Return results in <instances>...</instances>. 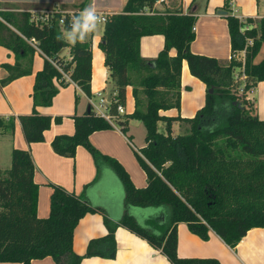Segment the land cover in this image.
I'll use <instances>...</instances> for the list:
<instances>
[{"label": "trees", "instance_id": "trees-1", "mask_svg": "<svg viewBox=\"0 0 264 264\" xmlns=\"http://www.w3.org/2000/svg\"><path fill=\"white\" fill-rule=\"evenodd\" d=\"M88 2L83 0L76 9L83 10ZM156 2L128 0L122 12L110 15L104 23L99 44L115 91L110 112L118 114L116 124L127 132L130 120L136 119L142 120L146 128V145L136 154L147 174L148 185L136 187L118 160L103 155L91 143L93 132L114 127L91 108L86 114L75 115V133L57 135L52 147L60 155L73 157L77 147L83 145L98 160L103 157L108 161L125 189V212L114 223L81 196L52 184L50 214L40 217L39 185L34 179L32 154L28 149L13 147L12 166L0 168V262L31 264L35 259L51 256L57 264H81L89 256L114 258L115 232L118 226H124L161 250L172 264H222L213 257H180L178 225L186 223L204 239L212 229L232 247L249 230L264 227V118L246 97L248 90L264 81V58L258 63L254 61L264 44V16L257 20L246 18L242 23L235 15H227L232 52L244 49L247 39H253L246 53V85L239 95L234 73L242 62L232 59L223 64L216 57L193 52L197 17L177 8L142 13ZM1 14L8 24L0 20V45L11 49L17 57L14 64L0 63V68L8 71L0 80L2 86L31 73V68L20 60L22 57L39 51L45 56L44 67L35 78L34 111L19 117L26 140L40 142L53 118L41 114L37 106L53 103L58 93L55 80L60 85L69 82L54 62L85 94L92 96V36L79 39L85 21L78 11L72 21L66 16L61 24V14L56 13L50 23L42 25L31 19L30 11ZM244 24L251 27L242 31ZM77 25L76 42L68 43L63 31L74 30ZM157 34L164 36L163 48L155 58H143L142 38ZM67 46L71 53L69 61L59 56ZM172 50L176 55H171ZM184 61L191 74L208 89L215 87L214 92L207 90L204 105L193 117L163 115L162 110L181 107ZM128 86L133 88L135 108L131 113L119 114L118 105L127 103ZM54 120L59 123L61 117ZM161 121L166 123V133L159 130ZM175 122L181 123L184 134L173 135ZM14 130L15 117L0 116V134L12 135ZM162 206H170L168 214L150 216L146 222L132 212L139 207ZM90 212L104 214L109 232L91 240L87 252L79 254L73 246L75 228ZM101 242L111 247L108 253L96 251Z\"/></svg>", "mask_w": 264, "mask_h": 264}, {"label": "crops", "instance_id": "crops-1", "mask_svg": "<svg viewBox=\"0 0 264 264\" xmlns=\"http://www.w3.org/2000/svg\"><path fill=\"white\" fill-rule=\"evenodd\" d=\"M83 0H14L17 7L3 8L15 9V12L33 11L59 6L65 10H79L76 5ZM128 0H89L85 8L80 10V16L85 21L81 26L82 34L86 39L92 36L93 60H92V95L103 91L107 95L115 92L109 81V68L105 64V55L99 44L101 35H95L93 29L84 32V25L91 22L83 16L85 9L94 12H104L109 15L123 11ZM228 2V4L226 3ZM30 4L29 8H20L18 5ZM234 4L240 7L246 18L260 19L264 16V0H164L157 1L154 12L168 9H180L184 13L194 14L197 17V25L194 30L195 40L191 43V49L195 53L216 57L221 63L230 62L232 53L231 35L229 31L227 15L234 12ZM149 8V7H148ZM260 11H263L262 13ZM66 33L73 32L67 38ZM63 36L68 43L74 44L77 39L74 30H64ZM141 54L146 58H155L164 46V36H144L141 40ZM261 50V49H260ZM260 52V51H259ZM259 54V53H258ZM257 54V55H258ZM171 55H176L172 50ZM59 56L69 61L71 59L70 46L61 50ZM257 57V56H256ZM255 57V59H256ZM264 58V57H263ZM255 61L256 63L260 62ZM17 57L15 53L0 45V63L14 64ZM23 64L31 68V73L2 86L0 84V116L15 117V130L12 135L0 134L10 137L13 147L28 149L35 164V182L39 185L37 212L40 217H48L51 209L52 184L67 188V190L81 196L84 201L100 208L104 214L114 223L125 212V189L117 173L111 168L108 161L100 157V161L83 145L77 147L75 156L60 155L52 147L53 139L60 134L73 135L75 133V115L86 114L90 107V101L79 86L70 82L60 85L55 80L58 93L53 103L49 106H37L41 114L50 115L53 118L52 125L44 133L43 141L29 143L23 133L20 115L31 114L34 111L33 90L36 74L43 69L45 56L39 51L34 55H28L20 59ZM8 75L5 68H0V80ZM181 107L162 110L166 116L193 117L204 105L207 90L206 84L193 76L186 61L183 62L181 78ZM215 89V87H214ZM214 89L212 92H214ZM256 92H259L256 96ZM246 97L255 104L258 114L264 118V81L258 82L246 93ZM127 103L131 113L135 108L132 86L127 87ZM61 117V122L54 119ZM179 125L180 122H175ZM135 123L129 122L127 132L119 126L93 132L90 135L91 143L99 149L103 155L118 160L129 173L136 187L144 188L148 185L147 174L140 165L137 152L146 145V135H140L135 129ZM174 126V124H173ZM181 127V126H180ZM100 212L87 213L79 221L75 228L74 250L79 254H85L91 240L107 235L108 227L105 216ZM162 220V219H161ZM116 256L114 258L99 255L89 256L82 260L81 264H172L167 256L159 249L153 247L150 242L140 237L135 232L124 226H118L115 232ZM111 247L105 243H98L96 251L108 253ZM178 254L187 258H217L222 264H264V227L253 228L247 232L242 240L234 247L227 244L214 231L209 232L204 239L194 233L184 222L178 225ZM0 264H20L17 262H0ZM31 264H57L48 256L43 259H35Z\"/></svg>", "mask_w": 264, "mask_h": 264}, {"label": "built area", "instance_id": "built-area-1", "mask_svg": "<svg viewBox=\"0 0 264 264\" xmlns=\"http://www.w3.org/2000/svg\"><path fill=\"white\" fill-rule=\"evenodd\" d=\"M157 1H164V0H157ZM3 11H13L15 12V9H11V8H3L0 6V20L7 23V21L4 19V17L2 16L1 12ZM78 13H81L80 10H77ZM76 10H65L60 8L59 6H54L51 8H47V9H39V10H33L30 11L32 13V20L35 21V23L37 24H44L46 23H50L51 18L57 13L61 14V18H60V23L63 24L65 22V18L66 16L70 17V20L72 21V19H74L75 13L77 12ZM95 15L98 17V22H102L105 23L108 18L110 17L109 14L104 13V12H94ZM142 13H146V14H154L155 12L153 10H151L150 8H144V10L142 11ZM236 16V15H235ZM239 18V20L242 23H245L246 21V17L243 16H236ZM8 24V23H7ZM72 25V23H71ZM251 26L244 24L241 27L242 31H245L246 29H249ZM32 44L37 48V45L35 42H32ZM247 45L245 46L244 49L240 50V51H236V52H232L229 59H237L240 60L242 62V65L240 67H238L234 73V78L235 81L238 83V89L240 92L244 91V87L246 85V78H247V74L245 72V60H246V53H247V47L250 45H253V39L249 38L247 39ZM55 66L61 71L63 72V74L65 75L64 77L67 80H70V82H73L77 85V83L75 81H73L70 78V75L65 73L62 69V67L57 64L56 62H54ZM78 86V85H77ZM88 96V95H87ZM96 96L98 97L97 99L94 98V96H88L89 97V101H90V107L94 110L95 114L101 117H104L105 119H107L111 124H113V126L117 127L118 125L116 124V117L117 115H114L110 112V108H111V104H112V98L113 96H115V92L111 93L110 95H107L105 92L100 91L96 94ZM117 113L119 114H124L126 113V109L124 105H118L117 107Z\"/></svg>", "mask_w": 264, "mask_h": 264}, {"label": "rangeland", "instance_id": "rangeland-1", "mask_svg": "<svg viewBox=\"0 0 264 264\" xmlns=\"http://www.w3.org/2000/svg\"><path fill=\"white\" fill-rule=\"evenodd\" d=\"M14 0H0V5L2 6H12V7H17L15 4H13ZM16 1V0H15ZM19 1H22V0H19ZM20 8H29L30 7V4H27V5H22V4H19L18 5ZM234 12L232 14L236 15V16H240L243 14V11L240 7L236 6V4H234ZM264 11V10H263ZM263 11H260L261 13ZM17 14H19L20 12H17ZM83 16L86 18L87 16V13H84ZM103 29H104V23L102 22H96L95 24V28L93 29V32L95 35H101L102 32H103ZM65 34L67 35L66 37L69 38L70 36L69 35H73V32L70 31V33H66L65 31ZM264 57V44L263 46L261 47V50L259 52V54L257 55L255 61H259L261 58ZM259 92H256V96L258 95ZM239 95H242L243 92H238ZM241 97V96H239ZM95 99H97L98 97L95 95L94 96ZM126 109H128L127 111H129V105L128 103H126ZM131 123H135V130L134 131H137L138 134L140 135H146V128L142 122V120H136V119H131L130 120ZM184 128H181L180 125L178 123H174V126H173V135H179V134H184ZM159 130L161 132H164L166 133V123L164 121H161L159 122ZM8 136V135H7ZM7 136H2L0 135V168L2 169H6V168H9L12 163V148H13V145H12V141L10 139V137L8 138ZM170 211V206H162V207H150V208H137V210H133L132 212L137 214V216L139 217V219L141 220V222H146V220L150 217V216H156V215H161V214H168V212Z\"/></svg>", "mask_w": 264, "mask_h": 264}, {"label": "clouds", "instance_id": "clouds-1", "mask_svg": "<svg viewBox=\"0 0 264 264\" xmlns=\"http://www.w3.org/2000/svg\"><path fill=\"white\" fill-rule=\"evenodd\" d=\"M85 12L87 13L86 20L91 22L90 25L88 23H86L84 25V32H87V31L95 28V24H96V22H98V17L95 15L94 11H92L90 9H85ZM78 28H79L78 25L75 26L74 31L78 30ZM84 38H85L84 34H81L79 36L80 40H83Z\"/></svg>", "mask_w": 264, "mask_h": 264}, {"label": "water", "instance_id": "water-1", "mask_svg": "<svg viewBox=\"0 0 264 264\" xmlns=\"http://www.w3.org/2000/svg\"><path fill=\"white\" fill-rule=\"evenodd\" d=\"M213 89H214V87H212L211 89H210V92H212L213 91ZM91 109V107H89V109L88 110H90Z\"/></svg>", "mask_w": 264, "mask_h": 264}]
</instances>
